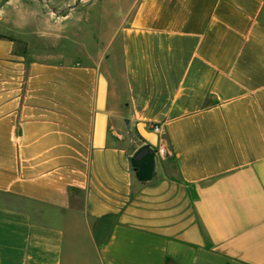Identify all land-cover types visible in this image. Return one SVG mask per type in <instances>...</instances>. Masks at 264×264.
Returning <instances> with one entry per match:
<instances>
[{"label":"crops","instance_id":"obj_1","mask_svg":"<svg viewBox=\"0 0 264 264\" xmlns=\"http://www.w3.org/2000/svg\"><path fill=\"white\" fill-rule=\"evenodd\" d=\"M78 4L0 0V264H264V0Z\"/></svg>","mask_w":264,"mask_h":264},{"label":"rangeland","instance_id":"obj_2","mask_svg":"<svg viewBox=\"0 0 264 264\" xmlns=\"http://www.w3.org/2000/svg\"><path fill=\"white\" fill-rule=\"evenodd\" d=\"M49 3L63 4L67 5L79 3L80 10L77 12L80 14H74L70 16V20L73 21L77 16L80 15L84 19H89L91 21L100 20L102 24L103 31L108 33L109 27L116 22L119 23L126 15L129 7L134 0H48ZM87 1L86 3H83ZM85 13V15H84ZM83 15V16H82ZM100 15V16H98ZM78 261V259H77ZM81 264V260L78 261Z\"/></svg>","mask_w":264,"mask_h":264},{"label":"water","instance_id":"obj_3","mask_svg":"<svg viewBox=\"0 0 264 264\" xmlns=\"http://www.w3.org/2000/svg\"><path fill=\"white\" fill-rule=\"evenodd\" d=\"M156 150L149 144L140 147L132 156L135 168L142 176H150L155 168Z\"/></svg>","mask_w":264,"mask_h":264},{"label":"built area","instance_id":"obj_4","mask_svg":"<svg viewBox=\"0 0 264 264\" xmlns=\"http://www.w3.org/2000/svg\"><path fill=\"white\" fill-rule=\"evenodd\" d=\"M152 129L155 131V132H160V126L159 125H156V124H154L153 126H152ZM160 151L162 152V153H164L165 152V149L164 148H160Z\"/></svg>","mask_w":264,"mask_h":264}]
</instances>
